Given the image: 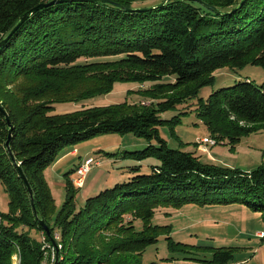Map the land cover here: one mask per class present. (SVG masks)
Returning a JSON list of instances; mask_svg holds the SVG:
<instances>
[{
  "label": "trees",
  "instance_id": "1",
  "mask_svg": "<svg viewBox=\"0 0 264 264\" xmlns=\"http://www.w3.org/2000/svg\"><path fill=\"white\" fill-rule=\"evenodd\" d=\"M52 1L0 0V42L25 17L0 46V181L10 196L8 212H0V264H14L18 252L20 264L44 263L50 249L31 230L54 248L48 264H141L161 236L173 252L196 255L188 249L206 248L212 254L204 261L231 262L237 247L176 241L171 224L152 218L159 207L186 204L244 202L264 213V162L251 171L202 162L169 147L160 126L173 128L188 113L179 105L197 98L194 110L217 144L235 146L264 129V83L238 80L199 97L220 68H264V0H202L218 11L196 0ZM118 81L150 83L137 90L145 99L56 112L57 104L109 93ZM175 109L173 117L162 116ZM112 132L146 139L126 155L160 163L149 173L130 166L135 173L127 181L87 197L79 208L75 168L65 174L66 198L57 210L46 169L68 146Z\"/></svg>",
  "mask_w": 264,
  "mask_h": 264
},
{
  "label": "rangeland",
  "instance_id": "2",
  "mask_svg": "<svg viewBox=\"0 0 264 264\" xmlns=\"http://www.w3.org/2000/svg\"><path fill=\"white\" fill-rule=\"evenodd\" d=\"M149 2L151 1L136 2L135 5L139 6ZM215 75V82L212 85L203 87L199 92V97L207 98L212 91L232 85L238 80L251 79L260 85L264 83V68L251 64L241 69L223 67L216 70ZM148 85L150 83L142 86L139 83L131 81H118L109 93L86 97L80 102L57 104L56 112L64 113L80 109L83 106H106L123 101L138 102L145 98L137 90ZM196 101L197 98L179 105V110L183 111L187 109L188 113L183 114L181 121L173 128L168 124L160 126L161 136L167 141L169 147L193 152L196 156H199L202 162L225 164L248 171L256 169L264 162V129L244 136L235 146L226 143L208 144L207 150L203 151L200 143L201 139L212 136L203 120L194 110ZM179 110L175 109L164 112L162 116L169 119L180 112ZM146 145V139L140 138L133 133L121 134L112 132L97 134L78 144L68 146L60 157L74 148H77L81 155H70L56 169L53 167L49 168L48 172L46 170L47 177H50V186H52L53 196L56 199L57 210L62 207L67 192L66 188H59L54 184V181H57V178L65 180V174L72 172L81 159L85 160L92 157L95 160H103L104 166L102 169L105 174H98L96 176L94 175V171L92 172L86 186L77 192L75 203L78 208L84 204L87 197L96 195L101 190L111 187L117 182L127 181L135 173L134 170H131L130 166L141 165L139 173L151 172V166L155 165V162L160 163L157 158L149 157L140 161L127 156L125 153L126 150H137ZM71 176L75 178L76 172L72 173ZM95 182L97 185H95ZM99 183H101V186ZM9 200V193L0 181L2 211L8 212ZM234 204L232 207L223 206L208 208L207 210H203L204 205L200 204H186L180 207H159L152 218V222L171 224V234L176 241L195 246L199 244L203 246H232L235 244L229 239L234 233L238 235L243 233L242 237L245 238V241L254 242L255 240H259L255 234L257 231H264V213L253 211L244 202H236ZM135 225L138 229H142V220H136ZM31 234L37 238H42V241L45 237L38 230H31ZM237 239L236 245L242 241L239 238ZM260 241L262 242L263 240ZM188 250L196 253V255L189 252L187 254L181 253V251L173 252L169 247V240L165 236H161L158 242L150 244L146 248L140 262L141 264H211L203 259L211 256L210 250L205 248L203 251L198 252V249L193 247H190ZM49 254L52 258L53 253L51 249ZM171 257H174V259ZM189 257L198 259H191Z\"/></svg>",
  "mask_w": 264,
  "mask_h": 264
},
{
  "label": "crops",
  "instance_id": "3",
  "mask_svg": "<svg viewBox=\"0 0 264 264\" xmlns=\"http://www.w3.org/2000/svg\"><path fill=\"white\" fill-rule=\"evenodd\" d=\"M144 144V143H143ZM77 150V152L75 151ZM81 155L80 151H78L77 148H74L72 149L70 152H67L66 154L62 155L54 164H52L49 168H53L55 167V169L62 165V163L65 162V159L70 156V155ZM84 161V159H81L77 166L79 164H81L82 162ZM99 161V164L94 166V168L92 169V171L90 172L89 176L92 174V172L94 171V175H102V174H105L104 170L102 169V167L104 166L103 164V160H98ZM156 164H159L158 162H155V165ZM76 166V167H77ZM49 168H47V172L49 170ZM51 171V170H50ZM47 172L46 173V177H47ZM75 173V171L73 172ZM88 176V178H89ZM50 177H47L49 183L51 182L49 180ZM57 178V177H56ZM71 178L73 179L74 177L71 176ZM88 178H87V181H88ZM52 179V178H51ZM87 183V182H86ZM54 184L57 185L59 188H66L65 187V180H62L60 178H57V181L55 180L54 181ZM101 183H99L100 185ZM51 185V183H50ZM95 185H97V183L95 182ZM86 186V185H85ZM101 186V185H100ZM52 187V186H51ZM101 188V187H100ZM235 204L234 203H231V204H220V203H215V204H206L204 205L203 207V210H207L208 208H216V207H223V206H234ZM220 209V208H219ZM254 211V210H253ZM0 212H4L1 210V203H0ZM255 212H259V211H255ZM261 213V212H260ZM211 219H214V218H211ZM219 219V218H218ZM217 219V220H218ZM216 220V219H215ZM232 224V223H230ZM263 231V230H261ZM260 232V231H257V233ZM264 232V231H263ZM257 233L255 234V236L257 238H259V240H255L254 242H251V241H245V238L242 237L244 234H236L234 233L233 236H231V238L229 240H232L234 242L235 245H232V246H226V247H237V252L234 253V258L231 262L227 263V264H264V239L258 237ZM239 238L241 241V243H237L238 245H236V242H238V239ZM228 239V238H227ZM260 240H263L262 242ZM216 246V245H214ZM239 250V251H238Z\"/></svg>",
  "mask_w": 264,
  "mask_h": 264
},
{
  "label": "built area",
  "instance_id": "4",
  "mask_svg": "<svg viewBox=\"0 0 264 264\" xmlns=\"http://www.w3.org/2000/svg\"><path fill=\"white\" fill-rule=\"evenodd\" d=\"M201 143V146H202V150L203 151H206L207 150V145L210 144V145H215L217 144V141L216 139H214L213 137H203L200 141ZM77 152V150H75ZM99 164V161L98 160H95L94 158L92 157H89L87 159H85L81 164H79L77 167H76V177L73 178V183L76 187H79V188H83L85 187L86 185V182H87V178L90 174V172L92 171V169L94 168V166L98 165ZM258 237L264 239V232L263 231H260L257 233ZM55 237L56 239H59L60 238V233L57 232L55 234ZM43 241H44V246L43 248L44 249H52L54 250L53 247H51V245L47 242H45V237L43 238ZM60 246V245H59ZM52 257L54 258V252L52 251ZM45 260H44V263L43 264H48V256H49V252L46 250L45 251ZM13 261H14V264H20L21 263V259H20V256H19V252L16 253L14 256H13Z\"/></svg>",
  "mask_w": 264,
  "mask_h": 264
},
{
  "label": "water",
  "instance_id": "5",
  "mask_svg": "<svg viewBox=\"0 0 264 264\" xmlns=\"http://www.w3.org/2000/svg\"><path fill=\"white\" fill-rule=\"evenodd\" d=\"M56 1H61V0H54V1H52V3L56 2ZM94 1H95V0H94ZM103 1H107V2H109V0H103ZM196 1H199V2L203 3L204 5L208 6L210 9H212V10H214V11H218V9H217L216 7L211 6V5H208V4H206V3H205L204 1H202V0H196ZM243 1H244V0H242V2H243ZM242 2H241V3H242ZM113 4H115V5H117V6H121V4H118V3H114V2H113ZM43 6H45V4H40V5H38V6L35 7L33 10H31L29 13H27V15H29V14L32 13L33 11L38 10L39 8H41V7H43ZM149 8H150V7H149ZM145 9H148V8H139V10H145ZM27 15H26V16H27ZM24 20H25V17L22 18V19L18 22V24L12 29V31L9 33V35H8L5 39H3V40L0 42V46L12 36V34H13V33H14V32H15V31L21 26V24L24 22ZM10 139H11V135L9 136V139H8V141H7V145H8V146L10 145ZM9 149H10V147H9ZM20 174H21V176H22V178H23V180H24V182H25L27 188L29 189V192H30L31 197H33V191H32V189H31V187H30V184H29V182H28V179H27V177L25 176V174L22 172L21 169H20ZM41 224H42V226H43V228H44V231H45L48 235H50V229H49V227L44 223L43 220H41ZM56 253H57L56 261H57V260H58V249H56ZM54 264H56V262H55Z\"/></svg>",
  "mask_w": 264,
  "mask_h": 264
}]
</instances>
